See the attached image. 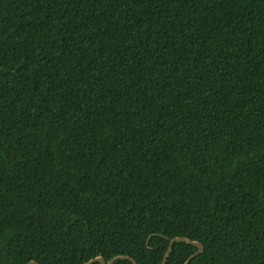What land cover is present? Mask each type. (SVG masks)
Returning <instances> with one entry per match:
<instances>
[{
	"label": "trees",
	"instance_id": "obj_1",
	"mask_svg": "<svg viewBox=\"0 0 264 264\" xmlns=\"http://www.w3.org/2000/svg\"><path fill=\"white\" fill-rule=\"evenodd\" d=\"M176 238L264 264V0H0V264Z\"/></svg>",
	"mask_w": 264,
	"mask_h": 264
},
{
	"label": "water",
	"instance_id": "obj_2",
	"mask_svg": "<svg viewBox=\"0 0 264 264\" xmlns=\"http://www.w3.org/2000/svg\"><path fill=\"white\" fill-rule=\"evenodd\" d=\"M177 243H185V244H188L190 246H194L198 249L197 253H195L193 256H191L187 262L185 264H191L193 260H195L196 258H198L200 255L203 254L204 252V246L201 245L200 243H197V242H192L188 239H185V238H176V239H173L171 242H170V245H169V248H168V251L165 255V258L163 260V263L162 264H167L168 262V259L169 257L171 256L172 252H173V249H174V246L175 244ZM120 259H126V260H130L132 261L134 264H137V262L129 257V256H116L114 258H112L110 261H106L103 257L99 256L97 258H94L92 260H90L89 262L85 263V264H95V263H99V264H113L114 262H116L117 260H120ZM30 264H38L37 262L35 261H32Z\"/></svg>",
	"mask_w": 264,
	"mask_h": 264
}]
</instances>
